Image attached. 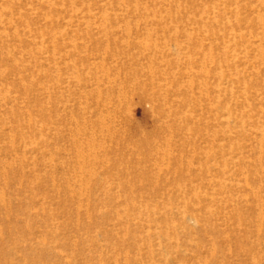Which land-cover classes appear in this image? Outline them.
Listing matches in <instances>:
<instances>
[{
  "label": "rangeland",
  "instance_id": "374dc122",
  "mask_svg": "<svg viewBox=\"0 0 264 264\" xmlns=\"http://www.w3.org/2000/svg\"><path fill=\"white\" fill-rule=\"evenodd\" d=\"M0 264H264V0H0Z\"/></svg>",
  "mask_w": 264,
  "mask_h": 264
}]
</instances>
